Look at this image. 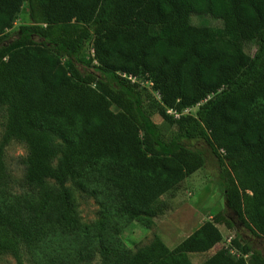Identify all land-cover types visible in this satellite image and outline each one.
<instances>
[{"label":"trees","instance_id":"trees-1","mask_svg":"<svg viewBox=\"0 0 264 264\" xmlns=\"http://www.w3.org/2000/svg\"><path fill=\"white\" fill-rule=\"evenodd\" d=\"M23 5L29 23L7 43ZM1 112L0 255L22 264L24 245L37 264H192L221 242L217 219L173 249L155 237L132 251L121 235L213 159L236 235L201 264H264V0H0ZM11 141L27 150L19 195ZM68 183L98 201L99 220L78 221Z\"/></svg>","mask_w":264,"mask_h":264},{"label":"rangeland","instance_id":"rangeland-1","mask_svg":"<svg viewBox=\"0 0 264 264\" xmlns=\"http://www.w3.org/2000/svg\"><path fill=\"white\" fill-rule=\"evenodd\" d=\"M28 23V10L26 5H23L13 28L7 31L5 42L13 41L16 38L18 28ZM191 23L198 27L206 26L213 30H219L221 27L220 21L210 16L193 15L191 16ZM255 49L253 42L245 45V51L249 55H253ZM84 58L86 61H90L92 58L90 43L85 45ZM138 81L143 87L152 92L151 84L146 79ZM196 111L197 107H194L184 111L183 114L194 115ZM168 113L172 114L170 111ZM4 119V113L1 112L0 140L3 134ZM151 119L161 128L166 137H169L173 132L174 129L169 128L156 113H151ZM26 155L27 150L25 145L18 141H11L4 149L3 161L7 174V188L13 194L19 195L24 192L25 168L23 161ZM66 188L70 189L72 193L76 206V215L81 224L91 225L99 220L100 206L98 201L76 190L71 183H68ZM160 203V210L153 216L149 225L133 222L123 230L121 238L132 251L147 245L155 237L160 238L169 249H172L204 222L217 219L216 227L221 233V242L208 253L191 254L189 256L192 264H201L216 250L229 246L230 241L236 235V229L230 227L220 216L224 207V201L219 183L218 164L213 159L208 160L205 169L198 170L185 178L172 194L161 197ZM255 246L264 254L263 241H256ZM21 249L22 264H37V261L29 253L26 246L23 245ZM0 264L18 263L11 255L3 254L0 255ZM88 264H101L100 256L96 255L95 259Z\"/></svg>","mask_w":264,"mask_h":264},{"label":"crops","instance_id":"crops-1","mask_svg":"<svg viewBox=\"0 0 264 264\" xmlns=\"http://www.w3.org/2000/svg\"><path fill=\"white\" fill-rule=\"evenodd\" d=\"M180 242H181V241H180ZM178 244H179V243H178ZM175 247H176V246H175ZM175 247H174V248H175ZM172 249H173V248H172Z\"/></svg>","mask_w":264,"mask_h":264}]
</instances>
